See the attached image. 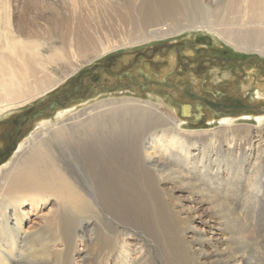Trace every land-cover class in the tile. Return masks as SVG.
I'll list each match as a JSON object with an SVG mask.
<instances>
[{"label":"rangeland","instance_id":"374dc122","mask_svg":"<svg viewBox=\"0 0 264 264\" xmlns=\"http://www.w3.org/2000/svg\"><path fill=\"white\" fill-rule=\"evenodd\" d=\"M7 1L11 4L7 3V5L10 6V12L14 10L12 14L15 12L16 16L22 20H30L34 18V14L29 17L25 15L26 9L23 7L24 0H6V2ZM50 1H56V4L52 9L53 12L44 14L46 17L50 18V13H56L58 16H64L66 14V6L60 3V1ZM185 1L189 3L192 0ZM199 1L201 2L202 0ZM77 2L80 10H85L83 15L86 14L84 16L88 19L87 21L90 24L87 26H91V29H89L84 22L86 29H89L88 31L91 30V33L95 36V34L98 33L97 31H99L97 28L100 27L99 24L101 22L99 18L102 17V14L100 13L102 9H109L110 7L108 8V5L112 4V2L115 5L116 3L136 5L139 4L141 0H77ZM131 2L134 4H131ZM151 3H155V0H151ZM210 6L215 8L212 5ZM192 13V17H196L197 19L201 18V15L204 14V10L201 8L199 10H193ZM95 18H97V20ZM38 22L48 26V23L45 20ZM76 22L77 21L74 23L77 26L79 21L78 23ZM171 23L172 22L163 21L164 25ZM163 24L160 26H164ZM149 27L146 28H149V34L153 31L160 30V28L156 29L153 28V26ZM100 32H102V30ZM118 39L119 38H117L116 41L115 39L109 41V43L105 42L106 44L104 43L103 45H105L106 49L100 45H96L98 47L89 48L87 50L85 49L81 54L78 53L72 63L73 66L63 67L60 70L57 68L58 71L56 72L58 77L62 80L59 82L62 84L58 86V88L0 118L1 150L4 148V140L2 136L7 132H14L16 129H20L16 123L23 125V129H20L21 138L16 148L13 149L11 155L7 157L5 161L0 163V165H9L13 161V155H15V152L25 138H30L32 135H37L41 132V127L38 124L42 121L54 120V124L62 123L85 111L91 112L93 111L91 108L110 100L132 99L137 102H145L141 107L144 108L143 111L140 108L141 104L137 103V109L140 112L142 111L141 113L136 109L137 106L134 107V104L131 102H128L129 104H126V102L123 104H117L113 107H108V109H104L105 107H97V110L93 112V114H95L88 121H90L91 124L92 121H94L93 123L98 124V127L93 124L94 130L91 129L90 132V128H88L86 129L87 131L84 130V132L82 130L84 127L80 124H76V128L73 132L74 135L65 138L62 142L59 140L57 142L55 141L54 145L52 144L51 152L53 155L55 154L54 158L57 159L59 164H65V168L69 172L67 173L70 175L71 180L73 179L72 182H75L76 186L79 185L77 186L78 190L81 186L88 190L86 179L91 176H93L92 178L98 179V176H100L99 174L97 175L98 167L104 166L101 168L105 170V176L107 178L110 177L109 181H107L110 186L107 195L115 198L114 206L116 208L112 210L111 208L106 207L105 209L103 204L105 198H103V194H100L99 197L96 195V197L100 198L98 204L101 203L100 205L103 206L105 211L104 209L99 210L95 206L96 210L93 206L90 208L75 207L77 202H79L78 205L81 204V197L77 202H73V196L70 193L65 192L64 198H66L65 200H67L69 206L68 204L66 205L69 208L71 207L70 209H72L73 212H68L64 216V226H67V229H64L63 236L61 235L59 237V241L57 242L59 248L57 246L53 248V240H50V238H43L39 234L43 228L42 218L49 217L48 214L55 201L54 198H51L49 200L50 205L42 206L39 214L30 213L29 219L25 223V230L31 234L37 233L39 237L36 238V242L32 244L31 249L26 251L29 253H24V256L26 257L24 258L23 256L24 260L22 258L20 259L21 264H26V262L27 264H220V260H225V262L229 264H237V261L235 260L242 257L245 258V261L247 260V264H256L258 258L264 257V196H261L262 200H260L256 207L250 204L245 205L246 199H238H240V194H244L245 196L246 193L251 192L250 189L248 190L249 184H253L254 179H259V176L258 178L255 176L257 167H259L258 172L260 173V178L262 177L261 180L264 179V125L243 120L236 122V124H234V127H236L235 129H250L251 132L250 134L244 133V137L240 134L239 136L237 134L233 135L237 146L239 145L240 148L237 147L236 152H231V154L227 151L228 148H226L225 151L222 152L223 154L220 155L219 162L215 161L219 151L210 150L211 153L209 154V159L211 162L207 163H211L214 168L217 166L216 163H220V169L223 171V174L221 175L224 179L222 185L226 183L227 185L229 184L228 188L225 185L223 188H219L221 195L218 197V203H214L215 199L204 200L202 196H199L201 193L195 189V186L197 187L198 184L193 182L192 187L187 183L188 181L176 178L175 180H171L172 178H170L165 182H160L161 185H159L162 192L161 195L163 196V205L159 199L160 196L158 191L151 186V182L155 179L154 176L148 174V169L145 170L146 167L144 168V161L141 159V154L142 152L144 153L143 146L153 145L151 142L154 138L155 132H162V130L169 127L167 125L168 122L165 121L167 117L172 118L174 122L185 119L181 117L183 105L194 107L195 102L197 101L203 104V99L205 97H211L210 93H214L220 98L223 94H226L229 97H241V100L237 103L231 101L227 102V105L231 109V114L234 115L245 110L242 109L244 106L253 107L255 104L253 93L257 90H262V87L264 88V86L256 87L264 81V56L256 52L237 50L214 35L191 32L188 30L166 38L154 39L130 47H121L120 45L123 44V42L121 39ZM138 39H136L134 43L140 41V38ZM112 46L113 48L116 46L120 47L113 52L104 51L112 49ZM56 48L58 51L60 44H58L56 40L52 42L50 41L48 47L45 49L49 50H47L46 55L57 53V51H54ZM191 52H194V54L191 55ZM253 56L258 58L259 62L250 61V63L244 67L230 64L227 67L215 65L210 68L208 67V64H205L203 65V73L201 72L202 70L192 73L191 71L193 70L194 65H191L190 62L187 61V57L192 60L201 58H218L223 61L234 60L238 63H242L248 59L251 60ZM172 61L173 63H171ZM106 69L107 72L104 71ZM179 70L183 71L184 74H179ZM120 71H123V73L117 75ZM182 82L183 84L180 87L179 83ZM183 85L185 87H183ZM188 92H190V97L193 96L197 100L194 101L190 99V97H187ZM261 93H264V91H261ZM162 94L167 95V97L165 96L164 99L163 96H161ZM63 96L65 98H63ZM54 97L59 98L56 108L53 107L44 112V114L37 119L33 116L31 119L23 120V116H28L32 113L36 114L37 107L45 105L49 99ZM55 103L56 102H54V104ZM75 104L76 108L74 111L72 110V113L62 117V121L61 119L57 120L53 117L55 109L62 110L69 108L70 106L72 107V105L74 106ZM120 111L122 113H120ZM208 111L210 110L205 109L204 111L205 119L209 117ZM125 112H127V115ZM146 112L150 116L145 115L147 114ZM262 112L264 113V111ZM194 113L197 115V110H195ZM108 115L109 117H107ZM147 117L149 118L148 120ZM201 118L203 117L201 116ZM118 119L120 121H117ZM118 123L119 125L117 126ZM187 123L182 124V129L192 133L207 131L212 135L214 132H219L222 128L219 124L211 125L207 122H197V120L194 121V123L190 121ZM46 128L47 127H44V129ZM95 129H97V131H95ZM88 132H90V134ZM106 134L107 137H105ZM247 135H249L248 138L245 137ZM222 137L223 136L221 135V138ZM227 138H223V141ZM107 142L109 146L106 144ZM216 142H218L217 139L214 143ZM227 146L228 145H226V147ZM244 148L248 154L245 159H241V152ZM194 150L196 154L195 157H200L199 162L202 161L203 156L199 155L200 152L198 148H195ZM130 155L133 156L131 157ZM119 161H122V164ZM180 162V160L172 161V164L176 165L178 163L180 165ZM85 163H93L91 166L89 165V169L92 165H96L97 169H93L92 171V173L95 174L90 173L89 170L84 173V171L87 170L83 166L86 165ZM180 166L182 167V165ZM105 167H107V169ZM141 167L145 171L140 169ZM146 171H148V173ZM108 172L111 174H108ZM179 172L181 171L179 170ZM242 172L243 174H241ZM186 176L190 177V175L183 172L182 177ZM165 177L167 176H164V178ZM120 184H122L121 187ZM133 185H135V187ZM132 186L134 187L133 190ZM186 187L192 190L190 191ZM111 188L114 189L112 190ZM135 188L137 189L135 190ZM254 188H251V190H254ZM117 189L121 190L118 192ZM149 189H151V191ZM114 190H116V192ZM227 190L237 192L229 196L225 193ZM98 192L100 193V191ZM89 193L93 196V193L90 190ZM153 193L158 196H155ZM228 197H231V205L227 199ZM252 202V204H254L255 200L253 199ZM122 204L123 206L127 205L126 209H128L126 210L125 206L120 208ZM116 205L120 209H117ZM157 205L160 206L157 207ZM219 206L224 207L226 212L222 211ZM27 207V205L24 207L26 211ZM108 210H112L113 212L111 211V213H109ZM108 214H110V216ZM67 215L68 218H65ZM173 217L177 221L176 226ZM85 219L88 221L86 222ZM107 219L109 220L107 221ZM239 223H241V227H239ZM115 227H118L117 229L119 230L116 231L117 229ZM176 227H178V229ZM237 230L242 232V237H246L243 239L240 235H237L238 233H235ZM78 238L80 240H78ZM177 238L179 239L178 241ZM28 241H31V239ZM183 242H185L186 245ZM67 243L70 246H68ZM33 256H36V258ZM32 257L34 258L33 260H31Z\"/></svg>","mask_w":264,"mask_h":264},{"label":"bare ground","instance_id":"6f19581e","mask_svg":"<svg viewBox=\"0 0 264 264\" xmlns=\"http://www.w3.org/2000/svg\"><path fill=\"white\" fill-rule=\"evenodd\" d=\"M58 1H60V3H62L64 6H66V10H67L66 14L64 16L62 15L58 16V14L56 15V13H50L49 14L50 18H48L44 14L53 12L52 9L55 6L56 1L24 0L23 7H25L26 9L25 15L29 17L32 14H34V18L30 20L29 19L22 20L21 18L16 16L15 12H14L15 16L14 14H12L14 10L10 12L11 10L10 6L7 5V3L10 4L8 1L6 2V0H0V118L10 114V112L12 113L14 110H17L20 107H24L25 105H27L28 103H31L35 99L39 97H43L47 93H50L51 91L58 88V86L62 84V83H59L62 80L59 79L58 77V74L56 72L58 71L57 68H59L60 70L63 67L73 66L72 63L78 53L81 54V52H84L85 49L87 50L89 48L98 47L96 45H100L104 49H106L105 45L103 44L105 42L109 43V41H112L114 39L116 41L117 38L121 39V41L123 42V44L120 45L121 47H130L136 44L144 43L146 41L166 38L168 36L176 35L178 33H182L183 31L188 30L191 32H200V33H205L208 35L210 34L214 35L215 37H218L219 39L226 42L229 46H232L233 48L237 50L246 51V52H256L264 56V0H208V1L202 0L201 2L199 0H192L189 3L186 2L185 0L184 1L183 0L182 1L155 0V3H151V0H141V2L136 5H130L128 3L127 4H120V3L117 4L116 3L115 5L112 2V4H110L111 6L108 5V8L110 7L109 9L106 8L100 11V13L102 14V15L99 14L102 16V17L100 16L101 18H99L101 23L99 24L100 27L97 28L99 30L97 31L98 33L95 32L96 33L95 36L93 33H91L92 32L91 30L88 31L89 29H91L90 28L91 26L89 27L87 26L90 24L87 21L88 19H86V17L84 16L86 14L83 15L85 10L84 9L80 10L77 0H58ZM131 4H134V3L131 2ZM210 5L214 6L215 8H212ZM201 8H203L204 10V14L201 15V18H197V19L196 17L193 18L192 17L193 10H199ZM95 19L97 20V18ZM44 20L47 21L48 26L44 25L43 23L38 22V21H44ZM75 21H77L76 23H78L79 21L77 26L74 23ZM163 21L172 22V23L168 25H164ZM84 22L86 26L89 28L88 30L86 29ZM161 24H163L164 26L161 27L160 26ZM149 26H153V28H156V29L160 28V30L153 31L149 34L148 33L149 32L148 29L150 28ZM147 27L149 28L146 29ZM101 30L102 32H100ZM138 38H140V41H138L137 43H134V41H136V39ZM54 40H56L57 43L60 44V48H58V51H57V48L56 50H54V51H57V53L46 55V52L48 49L47 50L45 49L48 47V43ZM120 46H116L115 48H113L112 46V49L104 50V51L113 52L115 49H117ZM193 54L194 52H191V55ZM171 63H173V61ZM182 84L183 82L179 83L180 87L182 86ZM261 86H264V81L262 84L256 87L258 88ZM183 87L185 86L183 85ZM261 91H264L263 87H262V90H257L255 93H253V100L255 101V104L253 107H248V106L244 107L242 109H246V111L242 110L241 112H239V114H236V115L231 114V109L227 105V102L231 101V102L237 103L239 102V100H241V97L240 98L232 97V96L229 97L228 95L223 94L222 97L220 98L214 93H210L211 94L210 98L205 97L203 99L204 100L203 105L200 104V102L198 101L195 102V106H194L195 109L194 107H188V105L187 106L183 105L184 112L183 111L181 112V117L185 118L186 120L183 119V120L174 122L172 118L170 117L166 118L165 121L168 122L167 125L169 127L162 130V132H155L154 138L152 139V142H151V144L153 145H149V146L145 145V147L143 146L144 153L142 152L141 154V157H142L141 159H143L142 161H144V168L146 167L145 170L148 169L149 173L148 171L146 172L150 176L151 175L154 176V179H155L153 182H151V186L154 187L158 191V194L160 196V198L159 197L158 198L160 199L163 205H164V201H163V196L161 195L162 192H161V189L159 188V185H161L160 182L162 181L165 182L167 179H170V178H172L171 180H175L176 178L179 180L188 181L187 183H189V185H191L192 187H193V182L198 184L197 187L195 186V189L201 193L199 194V196H202L204 200L215 199L214 203L217 202L218 197L221 195V191L219 190V188L221 187L223 188L224 185L228 188L229 184L227 185L226 183L222 185V183H224V179L222 178V175H221L223 174V171H221L220 169V165H221L220 163L214 162L217 164L216 168H214L211 163H207V162H211V160L209 159V156H210L209 154L211 153L210 150H215V151L217 150L220 152V154L219 152L217 153L218 154L217 159L215 160L219 162L220 155L223 154L222 152L225 151L226 148H228L227 151L231 154V152L232 153L236 152L237 147H239V145L237 146V143L234 140L233 135L237 134L239 136L240 134L241 136L244 137L245 134H250L251 132L250 129H243V130L235 129L236 127H234V124H236V122L243 120V121L256 122L260 125H264V113L262 112L264 111V93H261ZM189 93L190 92L187 93V97H190ZM163 98L165 99V96H163ZM190 99L194 101L197 100L195 99V97H192V96L190 97ZM124 102H126V104H129L128 102L133 103L134 107L137 106L136 109L138 108L137 103L141 104V106L139 105L140 108L142 107L143 104H145V102H142V101L137 102L132 99H123V100L119 99L116 101L110 100V101L103 102L102 104H99L98 106H95L94 108H91L93 110L91 112L85 111L81 113L80 115H77L62 123L54 124L53 122L54 120L42 121L38 124L41 127V132L37 135H32L30 138H27V139L25 138V140L23 139L24 140L23 143L18 147V150L15 152V155H13L14 156L13 161L9 165L8 164L0 165V264H21L20 259L21 258L23 259L24 253L28 249H31L32 244H34V242H36V238L39 237L37 233L31 234L28 231H26L25 223L28 221L30 213L39 214L41 210L40 208L42 206H46L48 204L50 205L49 200L51 198H54L55 201L52 204V207L48 214L49 217L42 218V224H43L42 231L43 232L42 231L40 232L37 231V232H39V234L43 238H48V239L50 238V240H53L54 242L53 248L58 245L57 242L59 241V237L63 234L64 229L65 230L67 229L66 228L67 226L66 227L64 226L65 225L64 216L68 212H73V210L70 209L71 207L69 208L66 205L68 204L69 206V203L67 202V200H65L66 198H64L65 192L66 193L68 192L73 196L74 198L73 202L75 201L77 202L78 199H80L81 197L80 201L82 200V202L80 203L82 205L81 204L78 205L79 202H77L75 204V207L77 206V207H89L90 208L91 206L93 207L95 206L99 210H103L104 208L103 206L100 205L101 203L98 204V202H100L99 200L100 198L96 197V195L99 197L100 194L101 195L103 194L104 195L103 198H105L103 201L105 209L106 207L111 208L112 210L116 208L114 206L115 198H113V196L107 195L108 190H110L109 189L110 186H109V183H107V181H109L110 177L107 178L105 176L106 172H104L105 170L101 168L104 166L98 167L97 175L98 174L100 175L98 176V179L92 178L93 176L86 179V186L88 190L82 188V186L78 190L77 186L79 185L76 186L75 182L74 183L72 182L73 179L71 180V177L68 174L69 172L65 168V164H62V165L59 164L57 159L54 158L55 154L53 155V153L51 152L52 151L51 147L54 145L55 141L57 142L61 140L62 142L65 138H69L71 135H74L73 132L76 128L75 126L76 124L78 125L80 124L81 126H83L84 127L82 129L83 131L84 130L87 131L86 129L88 128H90V132H91V129L94 130L93 126L94 125L97 126L98 124H94L93 123L94 121H92V124H91L90 121L88 120L95 114V113L93 114V112L97 110L96 109L97 107H100V108L105 107L104 109L106 108L108 109V107H111V106L113 107L114 105L121 104V103L123 104ZM53 107L56 108V103L53 105ZM75 108H76V104L74 106L72 105V107L70 106L69 108L62 109V110L60 108H59L60 110L55 109V111L53 112V117L57 120H60L62 117L72 113ZM141 109L143 111L144 108H141ZM205 109L210 110L208 111L209 117L206 119H205V114H204ZM195 110H197L198 112L197 115L194 113ZM138 112L140 111L138 110ZM120 113L122 112L120 111ZM125 113L127 115V112ZM145 115H149V114L147 113ZM197 116L198 117L204 116L205 121L211 125L219 124L220 127H222L221 130L219 132H214V134L210 135L211 133L207 131L192 133V132L182 129V124H185L188 121L194 122L195 117H196V120L198 121L199 119H197ZM107 117H109V115ZM148 117H147V120L149 119ZM201 119L204 122V119L203 118ZM117 121H120V120L118 119ZM118 125L119 123L117 124V126ZM44 127H47V128L44 129ZM95 131H97V129H95ZM90 132L88 133L90 134ZM221 135L223 136L222 138H221ZM105 137H107V134ZM245 137L248 138L249 135ZM223 138L224 139L227 138V139L223 141ZM216 139L218 142L214 143ZM106 144L108 145V142ZM226 145L228 146L226 147ZM195 148H198L200 152V153L198 152L199 155L203 156L202 161L200 162H199L200 157L199 158L195 157L196 155L194 152ZM247 154L248 153L245 151V148H244L241 152V159H245ZM177 160L181 161L180 165H182V167L178 163L176 165L172 164V161H177ZM88 163L87 164L85 163L86 165H83L87 169L86 171H84V173L88 172V170L90 173H92L93 169L94 170L97 169L96 165L95 166L92 165V167H90L89 169V165L91 166V164L93 163H90V164ZM105 168L107 169V167ZM258 168L259 167L256 168L257 172L255 171V176L256 178H258L259 176V179L258 180L254 179L253 184H249L248 190L250 189L251 192L246 193L245 196L244 194H240V197H239L240 199H238V200H241V198L244 200L246 199L245 205L250 204L256 207V205L260 202V200H262L261 196L262 197L264 196V179L261 180L262 177L260 178V173L258 172ZM140 169H143V168L141 167ZM179 170L181 172H179ZM109 172L108 174H111ZM183 172L190 175V177H187V176L182 177ZM260 172H263V171H260ZM92 174H95V173H92ZM92 174H89V175H92ZM241 174H243V172ZM164 176H167V177L164 178ZM233 177H234V174H233ZM121 185L122 184H120V187ZM133 186L135 187V185ZM134 187L132 188V190L134 189ZM251 188H254V190H251ZM136 189L137 188H135V190ZM89 190L93 193L94 197L90 195L91 193H89ZM149 190L151 191V189ZM189 190L191 191L192 189H189ZM98 191H100V193ZM114 191L116 192V190ZM235 192L237 191L227 190L225 193L231 196L232 194H235ZM153 194L155 195V193ZM155 196H158V195H155ZM230 198L231 197H228L227 199L229 200V204L231 205ZM253 199L255 200L254 204H252ZM105 204L108 206H106ZM26 205L28 206L27 211L26 209H24ZM124 206L122 204L120 208ZM126 206H125V209H126ZM159 206L157 205V207ZM219 207L222 209V211H225L224 207H221V206ZM120 208H118L117 206V209H120ZM77 209H80V208H77ZM157 210L159 211L158 208ZM111 211H109V213H111ZM112 214H111V217H112ZM108 215L110 216V214ZM65 218H68V215ZM108 220L109 219H107V221ZM173 220L176 226L177 221L175 220L174 217H173ZM240 224L241 223H239V225ZM239 227H241V225ZM176 228L178 229V227ZM118 230L119 229H117L116 231ZM239 231L240 230H237V232L235 233H238L237 235H240L242 237V232H239ZM245 237H242V238L244 239ZM29 239H31V241H28ZM78 240L80 239L78 238ZM178 240L179 239L177 238V241ZM183 243L185 244V242ZM67 245L70 246L68 243ZM227 249H230V248H227ZM36 252L39 253L38 251ZM25 257L26 256H24V258ZM33 257L36 258V256H33ZM33 257L31 260L34 259ZM235 261H237V264H241V263L245 264L247 260L245 261V258L242 257ZM220 262H221L220 264H229L225 262V260H220ZM256 264H264V257L258 258V260L256 261Z\"/></svg>","mask_w":264,"mask_h":264},{"label":"flooded vegetation","instance_id":"af4514ba","mask_svg":"<svg viewBox=\"0 0 264 264\" xmlns=\"http://www.w3.org/2000/svg\"><path fill=\"white\" fill-rule=\"evenodd\" d=\"M189 56H191V55H189ZM187 61H189L191 65H194V68L191 71L192 73H196V72H198L200 70H202L201 72L203 73L204 72L203 65H205V64H208L209 65L208 67H210V68L213 67V66H215V65H218V66H226L227 67L230 64H232L234 66H238V67H244L245 65H247L248 63H250V61L259 62V59L256 58L255 56H253V58H251V60L248 59L245 62L238 63V62H236L234 60L223 61L222 59H218V58H201V59L192 60L191 58L187 57ZM104 71L107 72V69L104 70ZM121 73H123V71L118 72L117 75H121ZM179 74H184V72L181 71V70H179ZM262 83H263V81H262ZM157 84H159V83H157ZM163 96H166L167 97V95H163ZM200 104H202V103H200ZM188 107H190V106H188ZM244 107H247V106H244ZM244 111H246V109ZM202 117L204 119V116H202ZM195 121H196V119H195ZM205 122L206 121L204 119V123ZM201 123H203V122L201 121ZM16 124H20V123H16ZM20 127H21L20 129H23V125H21ZM20 129H16L14 132L13 131L12 132H7L4 136H2L3 137V140L4 139L5 140H4V148L2 150L0 149V163H2L3 161H5L7 159V157H9L11 155L13 149L16 148V146L18 144V141H20V138H21L20 137V134H21V130Z\"/></svg>","mask_w":264,"mask_h":264},{"label":"water","instance_id":"95a60500","mask_svg":"<svg viewBox=\"0 0 264 264\" xmlns=\"http://www.w3.org/2000/svg\"><path fill=\"white\" fill-rule=\"evenodd\" d=\"M63 98H65V97L63 96ZM74 100H76V99H74ZM58 101H59V98L58 97H54V98L49 99V101L45 105L36 108L37 109L36 110V112H37L36 114L35 113H32V114H29L28 116L25 115V116H23L24 117L23 120L31 119V117H33V116H35L36 119L39 118V117H41L42 116V113L44 114V112L50 110L53 107L54 102H56V104H57ZM33 114H35V115H33ZM197 119H199L197 122H201V121L203 122V120L201 119L200 116L199 117L197 116ZM18 126H19V128H21L20 127L21 126L20 124H18Z\"/></svg>","mask_w":264,"mask_h":264}]
</instances>
